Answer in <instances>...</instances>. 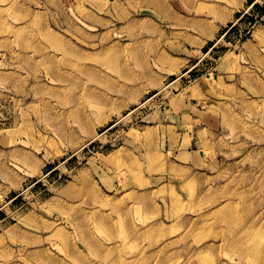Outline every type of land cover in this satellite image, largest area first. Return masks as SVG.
<instances>
[{"label":"rangeland","instance_id":"rangeland-1","mask_svg":"<svg viewBox=\"0 0 264 264\" xmlns=\"http://www.w3.org/2000/svg\"><path fill=\"white\" fill-rule=\"evenodd\" d=\"M0 264H264V0H0Z\"/></svg>","mask_w":264,"mask_h":264},{"label":"bare ground","instance_id":"bare-ground-1","mask_svg":"<svg viewBox=\"0 0 264 264\" xmlns=\"http://www.w3.org/2000/svg\"><path fill=\"white\" fill-rule=\"evenodd\" d=\"M239 211L240 208H238L237 202H233V204L227 202L218 213H220L221 219L229 222V227L223 232L227 236L229 245L235 247L240 255L247 257L250 253H256L254 247L258 246L260 241L257 229L255 230L252 225L243 229L238 223L242 219V216H240L241 212L239 213Z\"/></svg>","mask_w":264,"mask_h":264}]
</instances>
